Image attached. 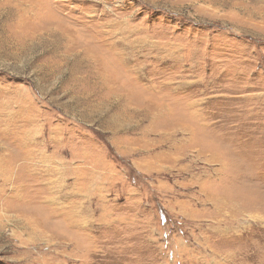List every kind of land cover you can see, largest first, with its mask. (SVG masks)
<instances>
[{
    "label": "rangeland",
    "instance_id": "1",
    "mask_svg": "<svg viewBox=\"0 0 264 264\" xmlns=\"http://www.w3.org/2000/svg\"><path fill=\"white\" fill-rule=\"evenodd\" d=\"M0 164V264H264V0H0Z\"/></svg>",
    "mask_w": 264,
    "mask_h": 264
},
{
    "label": "bare ground",
    "instance_id": "2",
    "mask_svg": "<svg viewBox=\"0 0 264 264\" xmlns=\"http://www.w3.org/2000/svg\"><path fill=\"white\" fill-rule=\"evenodd\" d=\"M10 156V155H9ZM5 157L4 155L2 156V158L1 159H3V162L5 161V163L7 164L9 161H10V157ZM41 159V158H40ZM41 161V160H40ZM39 162V161H38ZM24 163H26L27 164V166H31V167H33V166H35V162L34 161H32V162H30V163H28L27 161H25ZM43 163V162H42ZM1 165V164H0Z\"/></svg>",
    "mask_w": 264,
    "mask_h": 264
}]
</instances>
